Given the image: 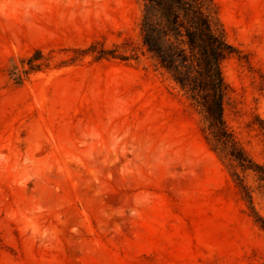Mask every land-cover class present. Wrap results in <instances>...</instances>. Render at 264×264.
Segmentation results:
<instances>
[{
    "label": "rangeland",
    "instance_id": "obj_1",
    "mask_svg": "<svg viewBox=\"0 0 264 264\" xmlns=\"http://www.w3.org/2000/svg\"><path fill=\"white\" fill-rule=\"evenodd\" d=\"M215 2L224 117L264 166V0ZM142 8L0 0V264H264V180L236 167L250 205L143 46Z\"/></svg>",
    "mask_w": 264,
    "mask_h": 264
},
{
    "label": "trees",
    "instance_id": "obj_2",
    "mask_svg": "<svg viewBox=\"0 0 264 264\" xmlns=\"http://www.w3.org/2000/svg\"><path fill=\"white\" fill-rule=\"evenodd\" d=\"M140 20L142 44L180 86L201 119V132L207 144L228 165L233 179L251 196L243 185L236 167L252 170L264 180V166L254 163L235 139L224 117L228 86L222 72V62L236 50L230 45L219 18L215 0H142ZM113 52L103 50L99 57ZM42 57L37 50L29 59L30 70ZM234 166V168H232ZM252 215L264 229L262 218L250 206Z\"/></svg>",
    "mask_w": 264,
    "mask_h": 264
}]
</instances>
